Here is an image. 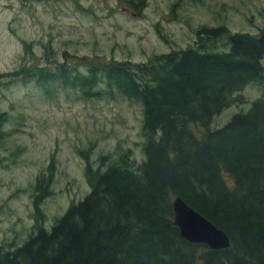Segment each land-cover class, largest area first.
<instances>
[{"label": "trees", "instance_id": "16d2710c", "mask_svg": "<svg viewBox=\"0 0 264 264\" xmlns=\"http://www.w3.org/2000/svg\"><path fill=\"white\" fill-rule=\"evenodd\" d=\"M196 35L190 46L145 63L85 59L10 75L41 88L70 87L86 100L116 92L141 107L145 140L144 160L134 167L127 156H101L94 170L81 153L88 195L49 231L35 222L23 245L0 254L3 264H264V19L256 35L223 25ZM83 65L85 73L78 70ZM253 83L261 93L250 109L211 130L213 118ZM47 172L34 187L37 219L51 195L52 165ZM175 198L222 230L229 248L183 239L173 224Z\"/></svg>", "mask_w": 264, "mask_h": 264}, {"label": "rangeland", "instance_id": "374dc122", "mask_svg": "<svg viewBox=\"0 0 264 264\" xmlns=\"http://www.w3.org/2000/svg\"><path fill=\"white\" fill-rule=\"evenodd\" d=\"M263 19L264 0H0V254L23 245L35 222L42 220L49 231L71 203L88 195L81 153H88L94 170L101 156H127L131 167L144 160L138 104L116 92L86 100L70 87L41 88L10 75L53 62L73 67L85 59L145 63L190 46L200 28L223 25L256 35ZM222 48L216 51L229 50ZM78 70L85 73V65ZM260 93L259 84L246 86L240 101L209 128L247 112ZM51 165V195L37 219L34 187Z\"/></svg>", "mask_w": 264, "mask_h": 264}, {"label": "water", "instance_id": "95a60500", "mask_svg": "<svg viewBox=\"0 0 264 264\" xmlns=\"http://www.w3.org/2000/svg\"><path fill=\"white\" fill-rule=\"evenodd\" d=\"M172 209L173 224L186 241L192 244H204L212 250L229 247L228 236L190 208L182 199L175 198ZM0 264L3 262L0 261Z\"/></svg>", "mask_w": 264, "mask_h": 264}]
</instances>
